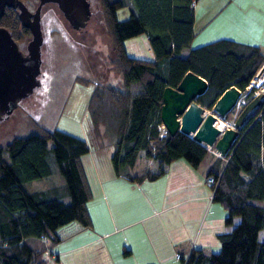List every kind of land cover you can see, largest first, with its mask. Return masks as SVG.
<instances>
[{
    "label": "trees",
    "instance_id": "1",
    "mask_svg": "<svg viewBox=\"0 0 264 264\" xmlns=\"http://www.w3.org/2000/svg\"><path fill=\"white\" fill-rule=\"evenodd\" d=\"M97 1L113 53L109 63L119 72L122 86L93 80L85 105L96 128L94 136L106 137L111 147L110 168L129 180H152L163 173L164 164L178 157L193 167L202 165L205 181L210 175L215 180L216 185L209 184L211 199L224 206V222L231 228L217 234L216 250L192 247L186 259L180 253L181 264H264V240L257 236L264 229V91L237 127L239 134L228 155L216 154L214 145L205 146L185 132L159 134L165 85L174 86L185 71H194L207 82L195 100L209 108L229 85L245 93L246 84L264 63V52L258 44L228 37L182 52L193 37L195 0ZM125 5L127 16L118 18L117 9ZM0 24L13 38L30 34L9 6ZM139 33L147 38L152 58L135 57L125 50L126 38ZM88 81L80 78L79 82ZM48 140L54 164L47 158ZM88 151L83 137L36 121L26 132L14 133L0 143V264H47L41 235L47 236L51 246L60 240L61 225L71 221L81 227L91 225L87 210L91 190L80 159ZM140 152L155 161L156 170L144 167L130 173ZM51 174H59L63 182L34 191L23 187L27 180Z\"/></svg>",
    "mask_w": 264,
    "mask_h": 264
},
{
    "label": "crops",
    "instance_id": "2",
    "mask_svg": "<svg viewBox=\"0 0 264 264\" xmlns=\"http://www.w3.org/2000/svg\"><path fill=\"white\" fill-rule=\"evenodd\" d=\"M201 1L203 5L198 7V1L193 2V37L188 47L228 37L264 48V0ZM124 47L135 57H153L143 33L126 38ZM82 88H88L85 105L92 85L81 84L73 94L83 97ZM71 97L70 93L68 105ZM87 121L92 129L88 117ZM81 124L83 130L75 136L83 137L89 148L80 159L92 191L91 200L97 206L87 207L91 222L88 227L71 221L57 229L60 240L52 244L57 264H181L176 252L187 254L192 247L218 249L217 234L231 226L224 222V206L209 198L210 185L202 165L193 167L178 157L164 164L163 173L152 180H129L110 168L107 155L111 147L96 143L99 138L89 137L86 122ZM141 155L140 152L137 160ZM144 162L147 168L156 167L147 156ZM134 165L129 170L131 174ZM58 179L57 185L63 182ZM48 186L52 184L27 190ZM257 236L264 240V229Z\"/></svg>",
    "mask_w": 264,
    "mask_h": 264
},
{
    "label": "rangeland",
    "instance_id": "3",
    "mask_svg": "<svg viewBox=\"0 0 264 264\" xmlns=\"http://www.w3.org/2000/svg\"><path fill=\"white\" fill-rule=\"evenodd\" d=\"M24 1H26L28 8H32L37 2L36 0ZM197 1V7L199 4L203 5L202 3L204 1ZM89 8L91 12L86 24L80 29H72L54 3H45L41 6L40 26L44 39L41 46L40 67L42 76L40 78V84L38 87L34 88L30 94L23 96L22 99L18 101L17 105L13 107L11 112L0 119V143L5 142V140L14 133L22 134L26 132L34 121L40 122L46 126H55L64 129L74 135L77 134V131H82L83 129L80 124L86 122L87 125L89 123L87 117L90 119V116H88L86 106L83 104V101L85 103L84 99L87 96L88 88H82L85 90L82 94L83 97L73 94L75 87H79V85L83 84L79 82L80 78L89 80L87 83L92 84V86L94 85L93 80H98L100 83L110 81L117 87L122 86L119 72L109 63L113 53L110 50L106 30H104L102 11L98 1L89 0ZM127 14L128 7H126V5L119 7L116 11L118 18H125ZM29 36L30 34L20 33L16 34L15 39L24 47V43ZM188 49L189 47H186L182 52ZM261 50L264 52V48H261ZM263 91L264 69L255 73L254 77L246 84L245 93H240L238 105L231 108L229 115L225 114L221 117L217 112L210 110V108L202 107L204 111L202 116L211 111L212 115L222 120V126L220 127V130H222L228 126L226 123L230 122V120H233L234 123V118L242 104H245L246 101L257 94V92ZM70 93L75 101L72 99L73 97H71V102L68 105L67 101L70 100ZM72 102L75 104L73 105ZM83 106L85 110H83ZM74 109L76 111H73ZM93 125L94 124H92V126ZM94 128V126L92 129H90L88 125L86 126L85 132L89 137L91 136L93 138ZM98 138L96 143H100V145L103 146L107 145L106 137L99 136ZM103 142L105 143L102 144ZM47 145V158L54 164L52 152L51 149H49L51 140L47 141ZM214 152L216 153L215 150ZM141 156L142 157L135 163L133 172L143 170L145 167L143 166L145 163V156ZM154 169L156 170L157 166L152 168V170ZM58 178H61L59 174H51L46 177L27 180L23 182V187L27 190L50 184H57ZM210 193L211 190L209 189V194ZM92 197L91 191V197L87 200L89 209L93 206H97V202L91 200ZM62 198L63 200L67 199L66 197ZM260 236V238L263 237L262 234ZM46 246H48L50 251L43 252L42 256L46 259L47 264H55L57 256L52 253V245L50 246L48 243Z\"/></svg>",
    "mask_w": 264,
    "mask_h": 264
},
{
    "label": "water",
    "instance_id": "4",
    "mask_svg": "<svg viewBox=\"0 0 264 264\" xmlns=\"http://www.w3.org/2000/svg\"><path fill=\"white\" fill-rule=\"evenodd\" d=\"M33 10H28L22 0H0V16L5 7L16 9L19 23L28 29L29 38L22 50L8 30L0 24V119L9 114L23 96L30 94L40 83L41 32L40 7L44 3H54L73 29L82 28L90 15L89 0H36ZM264 69V63L256 73ZM206 79L194 71H185L174 86L165 85L161 93L159 108L160 122L166 131L173 134L176 130L186 133L205 146L214 145L220 156L233 149L238 137L237 127L247 117L248 112L257 105L263 92H257L240 108L234 118V125L220 130L210 121L212 112L201 115V105L195 100L203 93ZM241 90L229 85L215 98L210 110L223 117L230 111L240 96ZM192 133V134H191ZM264 150V149H263ZM264 171V151L262 153Z\"/></svg>",
    "mask_w": 264,
    "mask_h": 264
},
{
    "label": "built area",
    "instance_id": "5",
    "mask_svg": "<svg viewBox=\"0 0 264 264\" xmlns=\"http://www.w3.org/2000/svg\"><path fill=\"white\" fill-rule=\"evenodd\" d=\"M238 105V99L236 100V103H235V105H234V107H236ZM228 126H232V124H233V120H230V122H227L226 123ZM166 129H165V127H164V125H163V123L160 125V133L159 134H163V132L165 131ZM206 183L207 184H214V185H216L215 184V180H214V178H213V176H208L207 177V179H206ZM212 190H213V187L211 188V193L209 194L210 196V198H211V194H212ZM40 239H41V241L44 243V245H47L48 244V238H47V236L46 235H41L40 236ZM48 251H50L49 250V248H48V246H46V248L44 249V252H48ZM52 253H54V252H52ZM181 256V254L180 253H178V252H176L175 253V257L176 258H179ZM186 256L187 255H184L183 257L186 259Z\"/></svg>",
    "mask_w": 264,
    "mask_h": 264
},
{
    "label": "bare ground",
    "instance_id": "6",
    "mask_svg": "<svg viewBox=\"0 0 264 264\" xmlns=\"http://www.w3.org/2000/svg\"><path fill=\"white\" fill-rule=\"evenodd\" d=\"M234 107V106H233ZM232 107V108H233ZM204 111H203V109L201 108V111H200V113H201V115H202V113H203ZM210 121H212V123H213V125L216 127H219V129H220V127L222 126V120H220V118L218 117H216V116H214V115H212L211 116V118H210ZM233 125H234V123H233ZM231 127H233V126H231ZM192 134V133H191Z\"/></svg>",
    "mask_w": 264,
    "mask_h": 264
},
{
    "label": "flooded vegetation",
    "instance_id": "7",
    "mask_svg": "<svg viewBox=\"0 0 264 264\" xmlns=\"http://www.w3.org/2000/svg\"><path fill=\"white\" fill-rule=\"evenodd\" d=\"M22 1H24V0H22ZM24 3H25V5L27 6V4H26V1H24ZM36 4H37V2H36ZM36 4H35V6H36ZM45 4V3H44ZM43 5V4H42ZM41 5V6H42ZM35 6H33L32 8H28V6H27V8H28V10L30 9V10H33V8L35 7ZM13 9V8H12ZM14 10V12H16V9H13ZM40 11H41V7H40ZM16 14H17V12H16ZM40 20H41V12H40ZM15 41H16V39L15 38H13ZM16 43L17 44H19L17 41H16ZM25 43H24V47H23V45L22 44H19V47L22 49V50H24L25 49ZM40 75V77L39 78H41V76H42V74L40 73L39 74ZM40 84V83H39ZM92 85V84H91ZM93 87V86H92ZM90 93V92H89Z\"/></svg>",
    "mask_w": 264,
    "mask_h": 264
}]
</instances>
